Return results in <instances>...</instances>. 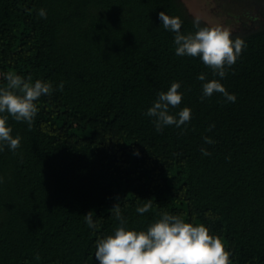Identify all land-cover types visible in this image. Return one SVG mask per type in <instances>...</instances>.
Wrapping results in <instances>:
<instances>
[{"label":"trees","instance_id":"obj_1","mask_svg":"<svg viewBox=\"0 0 264 264\" xmlns=\"http://www.w3.org/2000/svg\"><path fill=\"white\" fill-rule=\"evenodd\" d=\"M226 1L254 3L261 19L231 33L246 47L221 78L175 54L158 13L194 33L181 0H0V87L8 73L53 87L31 129L6 121L20 147L0 150V264H99L96 240L119 225L115 204L128 229L146 231L168 212L204 224L230 264H264V0ZM200 73L235 102L201 100ZM172 82L182 102L170 114L188 107L191 119L157 132L145 113Z\"/></svg>","mask_w":264,"mask_h":264},{"label":"clouds","instance_id":"obj_2","mask_svg":"<svg viewBox=\"0 0 264 264\" xmlns=\"http://www.w3.org/2000/svg\"><path fill=\"white\" fill-rule=\"evenodd\" d=\"M38 15L46 18L44 9ZM158 18L164 29L174 35L175 54L177 56L199 57L203 64L212 70L213 75L223 78L227 69L235 64L245 41L237 36L232 38L231 30L221 24L201 26L199 18L193 21L194 33L181 32L182 21L179 17H170L164 11L158 13ZM197 79L202 81L201 100L211 97L214 93L222 94L226 101L235 102L234 94L227 92L225 87L216 79L206 81V75L200 73ZM6 86L0 87V150L3 146L15 153L20 147V137L12 135V129L7 126L8 116L16 121L26 122L31 129L38 112L36 101L41 96L51 95L52 84L40 79L32 82L29 75L24 78L15 73H8L5 77ZM179 82H172L166 91H160L152 106L145 115L153 117V124L157 132L165 126L181 127L191 119V109L183 107L176 115L170 114V107L176 108L182 102V94L178 91ZM57 88L63 90L61 81ZM214 126V125H213ZM209 127V130H211ZM205 143L214 144L215 141L205 136ZM204 156L211 152L201 148ZM139 155L138 151L135 153ZM3 177H0V183ZM151 201L137 206V213L143 214L151 209ZM119 225L112 234L96 240L95 258L99 264H230V253L225 249L222 240L209 233L204 224L186 222L177 215L163 212L159 219L151 223L147 230L136 231L125 227L126 220L117 204L111 209ZM93 212L84 214L85 223L89 228L96 229L98 224L93 220ZM37 260L40 257H35Z\"/></svg>","mask_w":264,"mask_h":264},{"label":"rangeland","instance_id":"obj_3","mask_svg":"<svg viewBox=\"0 0 264 264\" xmlns=\"http://www.w3.org/2000/svg\"><path fill=\"white\" fill-rule=\"evenodd\" d=\"M189 14L199 18L207 25L221 24L231 30L240 32L244 27H251L261 17L254 3L244 4L243 8L226 6V0H181Z\"/></svg>","mask_w":264,"mask_h":264}]
</instances>
